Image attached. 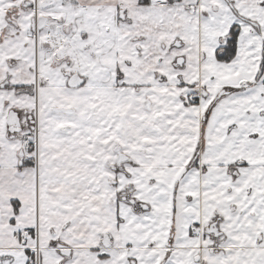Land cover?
Wrapping results in <instances>:
<instances>
[{"label": "snow or ice", "instance_id": "obj_1", "mask_svg": "<svg viewBox=\"0 0 264 264\" xmlns=\"http://www.w3.org/2000/svg\"><path fill=\"white\" fill-rule=\"evenodd\" d=\"M0 264H264V0H0Z\"/></svg>", "mask_w": 264, "mask_h": 264}]
</instances>
